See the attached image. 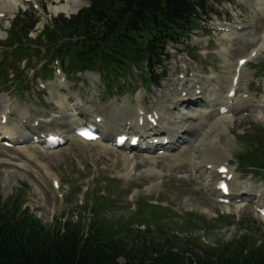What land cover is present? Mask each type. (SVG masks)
I'll return each instance as SVG.
<instances>
[{
  "label": "rangeland",
  "instance_id": "rangeland-1",
  "mask_svg": "<svg viewBox=\"0 0 264 264\" xmlns=\"http://www.w3.org/2000/svg\"><path fill=\"white\" fill-rule=\"evenodd\" d=\"M61 1L65 3V0ZM60 4L56 0H42L41 7H45V11L41 14L40 26L60 15L52 12ZM209 5L220 13L212 14V21L218 18L239 21L250 27L249 30L236 32L237 40L232 45L222 42L218 37L213 43L214 36L211 37L206 32V24L205 28H200L191 35L192 45L197 49L192 55L181 54L173 46L168 47L171 60L166 63L167 72L161 89H148L146 92L142 90L143 94L137 97L147 110L168 116L167 107L171 104L169 99L177 97L182 89L190 93L192 89L189 84L195 79L211 81L219 90L221 85L224 92L234 75L237 59L249 56L263 42L264 17L256 13L258 6L253 1L211 0ZM86 6L87 3H83L81 9ZM21 8L29 9L20 4L19 11H22ZM9 27L10 23L6 20L0 24V42L4 43L5 31ZM263 61L264 50L246 66L240 83V90L248 94L243 99L247 101L251 115L242 117L231 114L227 119L214 123L206 135L208 140H214L219 145L223 154L235 162L230 165V169L234 174L233 185L238 188L264 187V182L249 176L248 172L237 173L238 164L235 160L245 149L243 135L263 134L261 129L256 128L259 127L258 123L264 124L257 118L260 116L264 119V69L260 67ZM11 73L12 68L7 67L3 75ZM31 74H27L30 83L24 84L29 90L21 93L25 100L15 89L0 88V112L8 108L20 114L24 113L23 110L31 112L37 109L39 113L44 111L36 105L43 106L48 114L54 112L55 106L45 100L53 99L52 89L56 88L59 78L54 77L55 80L52 79L49 84L51 87L42 90L39 86L40 79ZM181 75H185V79H179ZM102 84V79L97 74L69 78V87L76 96L90 100L88 106L91 110L98 107L103 112H109L106 107L114 104L115 98H119L118 95H113L118 92V85L110 93ZM121 86L128 92L126 97L119 100L121 107H124L120 114H125V107L132 100L131 93L137 82L128 78L122 80ZM219 94L223 93L219 91ZM163 107L166 109L163 110ZM74 112L70 107L65 110L66 115ZM41 114L45 117L48 115ZM30 151L32 158L29 160V153L0 147V194L4 200L19 194L25 206L48 225L53 224L56 219L76 220L79 216L88 219L91 208H86V204L92 205L94 200L103 196L104 201L100 204H104L108 217L127 218L136 211L139 201L147 202L162 208L159 216L167 218L164 223L167 232H176L182 237L192 235L204 245L216 246L244 237L251 242H260L264 238V220L256 214L254 206L219 205L208 188L196 178L190 163L191 155L187 150L161 159L137 155L127 157L100 145L83 144L72 139L68 146L53 153L44 154L34 149ZM53 180L59 181V192L54 190ZM109 180L113 182L109 183ZM188 214L193 216L189 218ZM220 216H224L225 223L212 228L211 223ZM250 227L256 231H252Z\"/></svg>",
  "mask_w": 264,
  "mask_h": 264
},
{
  "label": "trees",
  "instance_id": "trees-1",
  "mask_svg": "<svg viewBox=\"0 0 264 264\" xmlns=\"http://www.w3.org/2000/svg\"><path fill=\"white\" fill-rule=\"evenodd\" d=\"M89 1L80 15L54 22L45 38L68 69L101 68L116 78L133 67L153 74L165 43L178 42L195 28L207 6V0ZM33 25L22 24L14 34L21 43L15 57L25 52L20 35L27 37ZM245 137L247 149L239 158L264 176V130L262 136ZM101 201L103 196L86 206L89 219H56L48 225L19 194L5 200L0 195V264H264V240L257 244L244 237L207 246L192 235L167 232L158 206L141 201L127 218L108 217Z\"/></svg>",
  "mask_w": 264,
  "mask_h": 264
},
{
  "label": "bare ground",
  "instance_id": "bare-ground-1",
  "mask_svg": "<svg viewBox=\"0 0 264 264\" xmlns=\"http://www.w3.org/2000/svg\"><path fill=\"white\" fill-rule=\"evenodd\" d=\"M18 2L19 0H0V15H4L5 17L8 15H11L15 10L18 9L17 8ZM56 2L57 4H60V3L61 4L58 6H55L52 9L53 14L58 15L60 13H66L69 15V14L75 13L79 9L78 7L83 2V0H65V3L62 2L61 0H59V2L58 0H56ZM258 3L260 5L259 6L260 11H262L264 14V4H261L259 0H258ZM263 44H264V41H263ZM231 79H230V82H231ZM61 84L63 83L61 82ZM230 85L231 83L227 85V87L229 88ZM202 86L203 88L206 87L205 85H202ZM207 90H208V94H205L204 92V94L206 95L207 101L216 102L220 98L221 100L220 103H221L226 100V98L220 97L216 90L212 88H207ZM52 98L58 103V111H54L53 113H51L49 118L40 119L38 128L39 129H41L42 127L51 128L52 125H56L59 133H66L69 128L76 125V122H75L76 114L66 115L64 113V111L66 110V107H69L71 99L69 98L68 94H65L64 91H61V89L59 91L57 88H55ZM183 101L184 100L179 98L175 104L184 103ZM243 106H246V103L244 101L243 102L238 101L236 97L233 99V105L230 106V108L232 112H235ZM62 114H64L65 116H60ZM4 116L8 118V121H7L8 124L7 125L5 124L1 128L9 129V125L10 127L14 126V123L12 122V118H10V116L7 115V113ZM180 116L182 118V123L180 124L165 123V126L167 128L166 132L168 135H174L176 132H178V130L182 131L184 129L192 128V133L194 134V136L188 139V143L186 145L182 143L179 148H183V147L187 148V152L190 153L191 155L190 157L191 162L195 164V168H196V165L197 167H199V170L201 174L203 175V177L205 178L210 190L214 194H217V188H214L216 185V181L219 179V174L217 172V169L223 164V162L228 160V156L223 154L221 148L219 147L217 143L214 142V140H208L206 135L208 134V131L212 128V123L210 121L207 123L206 121L201 120V118L198 117V113L196 109L195 110L189 109L187 114H180ZM2 117H1V120H2ZM61 118L65 122L64 124H60ZM227 118L228 116L219 117L216 120V124ZM35 121L36 120H34L33 123ZM117 124L111 125L114 130H119L123 128L122 123H120L119 125ZM52 128L55 129V127H52ZM33 129H37V127L33 126ZM210 164H211V169L207 167ZM250 190H252L254 194L258 197V202L264 205V189H254L253 188ZM245 200L246 199H243V201Z\"/></svg>",
  "mask_w": 264,
  "mask_h": 264
}]
</instances>
